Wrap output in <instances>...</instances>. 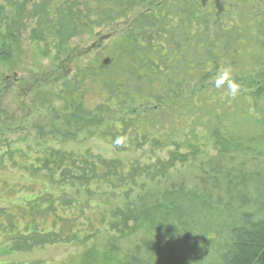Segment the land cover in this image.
Returning a JSON list of instances; mask_svg holds the SVG:
<instances>
[{"label":"trees","instance_id":"1","mask_svg":"<svg viewBox=\"0 0 264 264\" xmlns=\"http://www.w3.org/2000/svg\"><path fill=\"white\" fill-rule=\"evenodd\" d=\"M119 23L55 95L63 125L102 120L88 136L114 156H0L53 189L0 209V232L13 252L78 250L61 264H264V83L247 80L264 67V0H0V60L26 36L61 62ZM224 67L236 98L214 85Z\"/></svg>","mask_w":264,"mask_h":264},{"label":"rangeland","instance_id":"2","mask_svg":"<svg viewBox=\"0 0 264 264\" xmlns=\"http://www.w3.org/2000/svg\"><path fill=\"white\" fill-rule=\"evenodd\" d=\"M125 24L104 28L97 39L82 36L71 44V52L61 62L51 57L43 59L39 48L31 44L26 36L17 54L9 62L0 60V156L7 153L29 152L42 147L66 151L90 150L107 157L114 156L108 143L88 133L102 125L84 121L72 128L61 123V104L55 99L65 71H75L84 64L95 49V44H106L121 35ZM264 83V67L254 77ZM33 153V152H32ZM16 154V156H17ZM20 164L22 160H19ZM0 168V209L16 216L22 213L18 206L35 200L40 194L53 191L44 181L30 178L22 168H15L7 162ZM184 178L191 181L196 173L184 171ZM194 183V182H193ZM24 224L20 228L24 229ZM5 233L0 232V264H61L64 259L77 253L72 246H47L30 251L11 250Z\"/></svg>","mask_w":264,"mask_h":264},{"label":"clouds","instance_id":"3","mask_svg":"<svg viewBox=\"0 0 264 264\" xmlns=\"http://www.w3.org/2000/svg\"><path fill=\"white\" fill-rule=\"evenodd\" d=\"M214 85L217 89H222L226 87L227 95L231 98H236L240 91L241 86L238 84L231 76V69L228 67L221 68L216 76L214 77ZM123 143L122 138H117L115 140L116 145H121Z\"/></svg>","mask_w":264,"mask_h":264}]
</instances>
